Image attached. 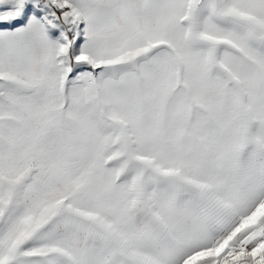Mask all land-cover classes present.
Returning <instances> with one entry per match:
<instances>
[{"label": "snow or ice", "instance_id": "6c2138e0", "mask_svg": "<svg viewBox=\"0 0 264 264\" xmlns=\"http://www.w3.org/2000/svg\"><path fill=\"white\" fill-rule=\"evenodd\" d=\"M0 264H264V0H0Z\"/></svg>", "mask_w": 264, "mask_h": 264}]
</instances>
